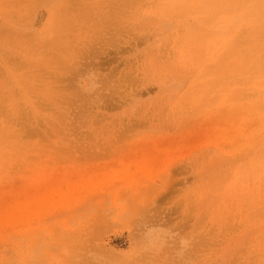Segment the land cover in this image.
I'll list each match as a JSON object with an SVG mask.
<instances>
[{
  "label": "rangeland",
  "instance_id": "obj_1",
  "mask_svg": "<svg viewBox=\"0 0 264 264\" xmlns=\"http://www.w3.org/2000/svg\"><path fill=\"white\" fill-rule=\"evenodd\" d=\"M202 1L0 0V264H264V0Z\"/></svg>",
  "mask_w": 264,
  "mask_h": 264
},
{
  "label": "bare ground",
  "instance_id": "obj_2",
  "mask_svg": "<svg viewBox=\"0 0 264 264\" xmlns=\"http://www.w3.org/2000/svg\"><path fill=\"white\" fill-rule=\"evenodd\" d=\"M178 1H181V0H178ZM194 1V0H193ZM200 1H202V0H200ZM206 1H208V0H206ZM214 1V0H213ZM213 1H212V3H213ZM192 2V1H191ZM198 2H199V0H198ZM209 2V1H208ZM216 2V1H215ZM197 3V2H196ZM201 3H203V1L201 2ZM181 4V3H180ZM192 4V3H191ZM206 4H209V3H206ZM211 4V3H210ZM204 5H205V3H204ZM192 6V5H191ZM197 6V5H196ZM195 36V35H194Z\"/></svg>",
  "mask_w": 264,
  "mask_h": 264
}]
</instances>
